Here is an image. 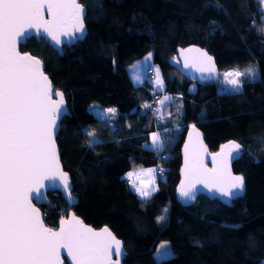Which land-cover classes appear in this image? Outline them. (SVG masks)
<instances>
[{"label":"trees","instance_id":"16d2710c","mask_svg":"<svg viewBox=\"0 0 264 264\" xmlns=\"http://www.w3.org/2000/svg\"><path fill=\"white\" fill-rule=\"evenodd\" d=\"M80 2L87 10L83 41L65 47L62 55L41 37L21 44V51L42 60L45 73L70 108L56 140L77 202L70 207L59 192L48 193L50 203L41 207L46 225L57 226L73 209L87 225L107 226L124 243L123 264H264L262 3ZM191 45L203 47L215 58L217 80L192 83L174 64L178 50ZM149 52L162 71L164 92L175 98L162 113L155 112L161 107L157 103L161 93L154 92L147 80L135 85L127 72ZM249 66L258 69L257 77H242L239 92L219 90L225 70L243 71ZM145 103L152 108L145 109ZM93 104L117 109L116 117L100 119L91 111ZM193 125L204 134L211 152L228 142L242 144V155L232 161L233 172L244 177L245 190L239 197L229 202L201 191L193 200L180 197L181 145ZM88 131H95V137L86 135ZM156 131L165 142L161 152L143 147ZM153 166L159 172L163 169L158 187L149 198H140L125 175L133 167ZM160 241L172 246L168 259L155 255Z\"/></svg>","mask_w":264,"mask_h":264},{"label":"snow or ice","instance_id":"6c2138e0","mask_svg":"<svg viewBox=\"0 0 264 264\" xmlns=\"http://www.w3.org/2000/svg\"><path fill=\"white\" fill-rule=\"evenodd\" d=\"M259 2L264 4V0ZM45 9L50 19H45ZM85 15L80 0H0V264H63L61 250L66 251L74 264H113V250L117 256L122 254V242L108 228L94 231L73 215L61 220L59 230L55 231L45 226L39 209L32 203L33 199L44 198L45 181L58 182L67 200L73 199L55 139L66 101L62 91L53 92L41 60L22 55L17 45L21 37L34 35L48 39L62 54L61 46L65 43L62 37L79 39L85 35ZM181 55L183 68L199 72L201 80L217 75L215 61L207 52L189 48L182 49ZM151 59L149 53L145 63ZM152 71L156 88L162 92L164 80L160 71L154 67ZM257 74L258 69L249 66L243 71L233 69L222 75L224 83L239 92L244 85L241 78L255 79ZM134 79L142 82L139 73ZM174 99L165 94L157 100L161 107L155 112L162 113L163 106ZM143 107L150 109L152 105L145 103ZM180 108L182 104L177 106L178 112ZM97 115L102 120H111L116 117L117 109H102ZM201 115L206 118L205 114ZM86 135L95 137L96 134L88 131ZM150 141L143 147L156 152L164 150L165 142L159 131L151 133ZM260 142L264 144V137ZM242 148L239 142L224 145L212 156L215 166L209 169L204 157L210 154L193 125L185 147L180 197L186 201L195 199L197 184L218 192L229 202L243 194L244 177L233 175L229 166L232 159L242 155ZM156 172L153 168L127 174L141 198H149L156 190ZM164 218L159 217L161 221ZM161 248L165 251L158 256L170 255L165 245Z\"/></svg>","mask_w":264,"mask_h":264},{"label":"water","instance_id":"95a60500","mask_svg":"<svg viewBox=\"0 0 264 264\" xmlns=\"http://www.w3.org/2000/svg\"><path fill=\"white\" fill-rule=\"evenodd\" d=\"M84 8H85V7H84ZM85 12H87L86 9H85ZM44 15H45V19H50V17H49V15H48L46 9H45V13H44ZM84 24H85V20H84ZM86 33H87V31H86V26H85V35H86ZM78 35H79V34H78ZM85 35H84L83 37H80L79 39H74V38H73V39H70V38H67V37H62L61 39H62V40H65V43L61 46V47H62V52H63V49H64L65 47H66V48H71L72 45H74L75 43H77V41H83ZM30 37H36L37 39L40 38V37H37V36H34V35H33V36H28V37H26V38H25V37H21V38H20V41H19V43H18V45H17L18 51H19L22 55H23V54H28V55H31V56H33V57L38 58L37 56L31 54L30 52H24V51H21V44H24V43L26 42V40H28V38H30ZM46 41L52 46V48H53L55 51H57L60 55H62V54L60 53L59 49H57V47H56L53 43H51L48 39H46ZM189 48H198V49H201V50L204 51V52H207V50L204 49L203 47L200 48L199 46H196V45L186 46V47H184V48H180V49L178 50V52H177V56H176V58L174 59V64L177 65V66L179 67V70H181L182 74L187 78V80L190 81V82H192V83H193V82H194V83H197L198 85H203L204 83H208V82H212V81H214V80H217V78L219 77V74H220V70H219V68H218V66H217V63H216L215 58L212 57L208 52H207L208 55L211 56V57L213 58V60L215 61V66H216V70H217V75H216L215 77H213L212 79H204V80H201V79H200V75H201V74H200L199 72H196L194 69H185V68H183V57H182V55H181V50H182V49L186 50V49H189ZM38 59H40V58H38ZM40 60H41V59H40ZM177 60L180 61L179 64L176 63ZM41 62H42V60H41ZM42 66H43V71H44V73H45L43 62H42ZM45 74H46V73H45ZM46 75H47V74H46ZM47 76H48V75H47ZM48 78L50 79L49 76H48ZM50 80H51V79H50ZM51 82H52V81H51ZM52 85H53V82H52ZM56 90H58V89H56L55 86L53 85V92L55 93ZM59 91H60V90H59ZM64 97H65V96H64ZM53 99H57V97H56L55 95H53ZM65 101H66V105H65V108H64V110H63L64 115H63V116L61 117V119L57 122V123H58V128H57V131H56V138H57V135H58V133H59V131H60L59 129H60V126H61V122L64 120V117L70 115V108L68 107L66 97H65ZM195 128H196V130L200 133L202 143H203V145L205 146V148H206V150H207V153L210 154V155H205V157H204V163H205V165L207 166V168L212 169V168L215 166V165L213 164V161H212V156H214V155H216L217 153H219L220 150L217 151V152H211V150L209 149V146L206 145V143H205V140H204V134H202V132L200 131V129H199L196 125H195ZM191 132H192V126L189 127V128L187 129L186 133L184 134V135H185V136H184V140H183V143H182V145H181L182 147H181L180 156L182 157V160H181V165H180L181 168H180V171H179V178H180V180H179V186H180L181 182H182L183 179H184V175H183V173H184V163H185V147H186V145L189 144V134H190ZM56 138H55V139H56ZM194 139H195V137H194ZM56 146H57L58 153H59V161H60L61 168H62V170H63L64 172H66V171L64 170L63 163L61 162V155H60V151H59V147H58L57 140H56ZM232 161H233V159L230 161V165H229V166H230V170H231V172H232L233 175L237 176V175L233 172ZM66 173L68 174L70 189H72V183H71V180H70V174H69V172H66ZM45 184H46L47 187H46L44 190H42V191L45 192V196H44V198L41 199V200L33 199V201H32L33 205H34L36 208L39 209L40 214H41V218L43 219L44 223H45V220H44V217H43V212H42L41 207H44V206H46L47 204L50 203L49 197H48V195H47L48 193H51V192H55V193H57V192H59L60 194H62V196H63L65 202H66L67 205H69L70 207H73L74 204H76V202H77V198H76V196H74L73 194H72L73 199H72L71 201L67 200L66 195H65V192L63 191L62 186H61L58 182L55 183V184H53V183H51V182H49V181H45ZM197 191L205 192L206 194H211V195L216 196V197H218V198L220 197V198L226 199L225 197L220 196V194H219L218 192L213 191V190H210L209 188H206V187H204V186L201 185V184H197V185H196V189H195L194 194L197 193ZM73 215H74L76 218H78L79 220H81V221L83 222V224H84L86 227L92 228L94 231H102L104 228H108L107 226H103V227L100 228V229H96V228H94L92 225H91V226L87 225V224H86V223H85L80 217H78L77 215H75L73 209H71V210L68 211V214H67L66 217H62V218L58 221V224H57V226H56L57 228L50 227V226L46 225V223H45V226H46V227H49V228H52V229L55 230V231H58V230H59V227H60V221H61V220H65V219H70ZM108 229H109V228H108ZM109 230H110V229H109ZM110 231H111V230H110ZM111 233H112V231H111ZM112 234L114 235V233H112ZM114 236H115L118 240H120V241L122 242L123 247H122V250H121L122 254H121L120 256H117V255L115 254V250H113V254H112L111 259H112L113 264H123V255H124V250H125L124 243H123V241H122L121 239H119L116 235H114ZM61 258H62V260H63V264H74V262L71 261V258L67 255L66 251H64V250H61Z\"/></svg>","mask_w":264,"mask_h":264},{"label":"rangeland","instance_id":"374dc122","mask_svg":"<svg viewBox=\"0 0 264 264\" xmlns=\"http://www.w3.org/2000/svg\"><path fill=\"white\" fill-rule=\"evenodd\" d=\"M262 10H263V12H264V4H262ZM149 53H151V57H152V59H151V61H149L148 63H145V57L146 56H148V54ZM147 55H145V56H143V57H141V58H138L135 62H133L132 64H130L128 67H127V72H129V75H130V78H131V80H132V83H134L135 85H139V84H142L143 83V81H145V80H147L148 82H150L151 84H152V86H153V88H152V90L154 91V92H159V93H161V99H163V97H164V95L165 94H167V93H165L164 92V89H165V82H164V89H163V91L161 92V91H159L157 88H156V85H155V74H153V75H148V72H147V70L149 69V68H158L159 69V67L154 63V60H153V53L152 52H149ZM135 66V67H134ZM235 69H238V68H235ZM233 69H231V70H225V72H228V71H232ZM240 70V69H239ZM160 71V70H159ZM136 73H139V75H140V77H141V83H137L136 81H135V79H134V77H135V74ZM224 73V72H223ZM160 74H161V77L163 78V76H162V71H160ZM221 79L222 80H220V86H219V90L221 91V92H223V91H225V90H229V91H233L232 90V88H231V86L230 85H228V84H226V83H224V78H223V75L221 76ZM164 80V79H163ZM168 95V94H167ZM169 96V95H168ZM91 107V111L97 116V113H99L102 109H105L106 110V108H103V107H101V106H99L98 104H93V105H91L90 106ZM108 109V108H107ZM151 142V141H150ZM150 142L149 143H147V144H150ZM230 142H228V143H226V144H229ZM226 144H224V145H226ZM224 145L220 148V150L224 147ZM157 169V172H156V185H155V188L157 189V187H158V177L159 176H162L161 175V173L159 172V168H157L156 166H153V167H133L132 169H131V171H129V172H133V171H139V170H141V169ZM128 172V173H129ZM127 173V174H128ZM127 174L125 175V178H126V180L128 181V179H127ZM130 183V182H129ZM130 187H131V189H133V187H132V185H131V183H130ZM133 191H135L134 189H133ZM156 191V190H155ZM136 192V191H135ZM137 193V192H136ZM154 193V192H153ZM152 193V194H153ZM137 195L140 197V195L137 193ZM141 198V197H140ZM43 213H44V211H42ZM50 227H53V228H57L54 224H51V225H49ZM161 245H165L166 246V249H167V251L170 253V255H168V256H158V253H163L164 251H165V249H162L161 248ZM156 256H157V258H158V260H163V259H168V257H171L172 255H173V253H172V246H171V244L168 242V241H160L159 243H158V248H157V251H156V254H155Z\"/></svg>","mask_w":264,"mask_h":264},{"label":"built area","instance_id":"2783aa9c","mask_svg":"<svg viewBox=\"0 0 264 264\" xmlns=\"http://www.w3.org/2000/svg\"><path fill=\"white\" fill-rule=\"evenodd\" d=\"M147 72H148V74L150 73V74H153L154 72L152 71V69L151 68H149L148 70H147ZM154 99H158V97L157 96H155L154 97Z\"/></svg>","mask_w":264,"mask_h":264}]
</instances>
